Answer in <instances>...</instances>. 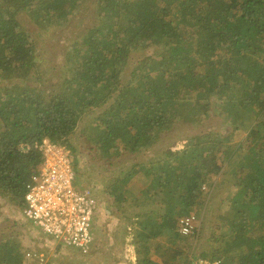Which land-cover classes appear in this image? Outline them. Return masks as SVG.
Masks as SVG:
<instances>
[{
  "label": "trees",
  "instance_id": "trees-1",
  "mask_svg": "<svg viewBox=\"0 0 264 264\" xmlns=\"http://www.w3.org/2000/svg\"><path fill=\"white\" fill-rule=\"evenodd\" d=\"M90 1L84 17V0H0V264L65 255L24 217L45 139L111 203L81 257L264 264V0ZM213 190L229 204L198 227Z\"/></svg>",
  "mask_w": 264,
  "mask_h": 264
},
{
  "label": "built area",
  "instance_id": "built-area-1",
  "mask_svg": "<svg viewBox=\"0 0 264 264\" xmlns=\"http://www.w3.org/2000/svg\"><path fill=\"white\" fill-rule=\"evenodd\" d=\"M75 175L65 153L47 166L28 188L27 218L37 233L54 237L65 246L89 252L93 242V218L98 214V201L90 188L77 190ZM191 219L183 221L182 232H190ZM29 254L39 264L42 256ZM30 259V258H29Z\"/></svg>",
  "mask_w": 264,
  "mask_h": 264
},
{
  "label": "rangeland",
  "instance_id": "rangeland-1",
  "mask_svg": "<svg viewBox=\"0 0 264 264\" xmlns=\"http://www.w3.org/2000/svg\"><path fill=\"white\" fill-rule=\"evenodd\" d=\"M86 5L84 8H82L79 13L81 16H84V11L85 9L88 8L89 5L93 4L90 0H84ZM86 12H89V9H87ZM28 26L33 29L34 31L37 30L38 26L40 25L39 22H34L33 20H27L25 21ZM68 28L66 29H61L62 31H55V33L57 34V39L60 38V41L59 42V47L57 49H59L60 51H64V49L70 44V41H71V38L73 37V35H69L67 37L64 36V31H66ZM45 31H43L42 33H44ZM35 35H37L36 33H34ZM55 40V39H54ZM44 60H47L46 62V65L47 67L48 66H52V67H55L56 64L53 62V57L49 54H46L44 57H43ZM132 61V60H131ZM130 61V62H131ZM43 65V63H42ZM41 65V66H42ZM68 150V149H67ZM69 151V157H70V160H71V163H72V167L74 169L75 172L76 171V160H77V157L78 159H80L82 156H81V152L77 154V157L75 156V154L73 152H71L70 150ZM98 163V162H97ZM82 170L85 169V167H82L81 168ZM139 183V182H137ZM151 183V182H149ZM78 189L82 190L84 187L77 184L76 185ZM152 191V190H151ZM212 191V190H211ZM214 191V190H213ZM96 192V191H95ZM227 197V192H221V191H214V192H211L210 193V196H207L205 201H204V204H203V207H202V212H201V220L198 221V227L201 226V223L203 220V216H205L206 214H208V220L206 219V224L205 226H215L217 224V215L221 212V208L222 206H224V209L228 206V202L225 204L224 203V199H226ZM107 201L109 202V205L111 206V203H110V200L109 198H107ZM108 208V207H107ZM212 213V214H211ZM197 214V213H196ZM195 214V215H196ZM99 217V218H98ZM98 218V219H97ZM1 219V218H0ZM107 220V217L104 216V217H101V216H97L95 217V224L98 226V232L96 234V231H95V243L96 241L98 240V238L100 237L101 235V231H102V227H103V223ZM30 230H32L34 233L35 230L33 229V227H29ZM4 230V227H0V232H2ZM105 230L102 232V235L105 236ZM41 237H44L42 235H39ZM27 239L25 240V243H26ZM50 241H53V239H50ZM28 242V241H27ZM29 243V242H28ZM95 243H94V246H95ZM27 244V243H26ZM47 246L49 247L50 251L53 252L54 250V246H51V243L47 242ZM65 246V245H64ZM66 250H63L65 252V255L63 254L62 256L61 255H53V254H49V257L51 258L50 262H52V264H67L69 263L71 257H73L74 255V260L72 262H79L78 260L81 258V260L83 261H86V262H81V264H99L97 262H93V260L90 258L89 255H86L85 257H81L80 255H78L77 253H75L76 251L70 249L68 246H66ZM128 249V247H125ZM65 249V248H64ZM135 250H137V247L135 246ZM68 251V253L66 252ZM78 253H80L79 251H77ZM92 253V252H91ZM81 254V253H80ZM144 254V252H143ZM199 255V254H197ZM138 257V256H137ZM124 258H126V256L124 255ZM56 259V260H55ZM35 259L30 257V259L28 258L27 260V264H38L37 262L34 261ZM117 261L119 262H114L113 264H125V262L121 259H118ZM136 261V260H135ZM101 264H111V262L108 260V261H100ZM197 264H216V263H210V262H207V261H204L203 259L200 260V263H197Z\"/></svg>",
  "mask_w": 264,
  "mask_h": 264
},
{
  "label": "clouds",
  "instance_id": "clouds-1",
  "mask_svg": "<svg viewBox=\"0 0 264 264\" xmlns=\"http://www.w3.org/2000/svg\"><path fill=\"white\" fill-rule=\"evenodd\" d=\"M39 149L44 154V160H43V164H42V169L40 170L39 175H37L36 177H40L47 166H50V165H53L54 163H56L59 154L65 153L67 155V157L69 158V160H70L69 151L67 150V148L65 146L57 143V142L51 141L50 139H45V141H43V143L39 146ZM70 163H71V160H70ZM71 165H72V163H71ZM73 171H74V169H73ZM74 175H75V179H76L75 171H74ZM36 177H34V178H36ZM33 181H34V179H33ZM77 184H78V181L76 179L74 186H75V188L77 190H80V189L77 188V186H76ZM30 186H28V188ZM28 188H27V192H26V196H25L26 207L24 209V217L26 218L27 222H29L31 224V227H33L32 222L27 218L26 213H25V211L27 209V205H28V203H27ZM85 188H90V187H84L83 189H85ZM90 189L94 193L93 189L92 188H90ZM98 207H99L100 212H102V197H101V199L98 202ZM33 229H34V227H33ZM35 232H36V230H35ZM40 235H42V234H40ZM43 236H45V235H43Z\"/></svg>",
  "mask_w": 264,
  "mask_h": 264
},
{
  "label": "crops",
  "instance_id": "crops-1",
  "mask_svg": "<svg viewBox=\"0 0 264 264\" xmlns=\"http://www.w3.org/2000/svg\"><path fill=\"white\" fill-rule=\"evenodd\" d=\"M107 207H110V205H109V202L107 201V202H105L104 201V198L102 197V210L103 211H107ZM125 252H127V253H125V254H117V253H115V252H113L112 253V255L115 253V260L117 261L118 259H121V260H123V261H125L126 259H127V257H129L130 259H132V260H136L138 257H137V253H136V250L133 248V252H132V250H130V251H125ZM124 255L126 256V258H124ZM123 258V259H122Z\"/></svg>",
  "mask_w": 264,
  "mask_h": 264
}]
</instances>
